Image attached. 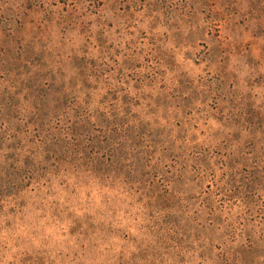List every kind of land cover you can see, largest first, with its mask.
<instances>
[{
  "label": "rangeland",
  "instance_id": "rangeland-1",
  "mask_svg": "<svg viewBox=\"0 0 264 264\" xmlns=\"http://www.w3.org/2000/svg\"><path fill=\"white\" fill-rule=\"evenodd\" d=\"M0 264H264V0H0Z\"/></svg>",
  "mask_w": 264,
  "mask_h": 264
}]
</instances>
